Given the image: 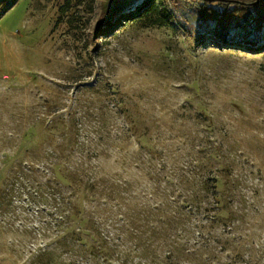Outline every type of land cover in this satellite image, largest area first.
I'll return each instance as SVG.
<instances>
[{"label": "rangeland", "instance_id": "rangeland-1", "mask_svg": "<svg viewBox=\"0 0 264 264\" xmlns=\"http://www.w3.org/2000/svg\"><path fill=\"white\" fill-rule=\"evenodd\" d=\"M104 1L17 0L0 18V133L34 125L17 145L37 146L36 157L18 155L39 162L66 142L62 127L78 125L94 153L86 174L124 184L130 207L198 192L213 175L237 212L227 227L205 228L219 238L212 261L264 264V47L194 36L172 0H115L108 26ZM150 5L162 24L140 14ZM258 36L263 44L264 29ZM75 188L92 208L88 188ZM50 233L33 204L14 197L0 209V264H34Z\"/></svg>", "mask_w": 264, "mask_h": 264}, {"label": "trees", "instance_id": "trees-1", "mask_svg": "<svg viewBox=\"0 0 264 264\" xmlns=\"http://www.w3.org/2000/svg\"><path fill=\"white\" fill-rule=\"evenodd\" d=\"M16 1L0 0V18ZM172 3L196 37L212 35L221 45L231 44L249 51L264 47V38L263 44H258V34L264 29V0H172ZM142 7L138 6L136 12ZM148 8L140 14L151 19L158 13L157 7ZM120 10L115 0H105L101 6L102 23L114 25L113 18ZM131 15L130 19L136 17L134 12ZM150 23L162 24L163 19L158 16ZM27 126L21 134L17 133L18 128L1 129L5 148L0 145V209L10 205L14 197L22 201L25 198L28 205L33 204L45 227L51 229L50 241L34 254V264L64 261L67 264H236L220 259L213 262L210 256L214 252L210 242L217 244L219 238H214L205 228L218 224L227 227L225 221L237 212L232 205L226 206L228 194L224 188L217 187L215 176L200 180V193L171 192L162 202L130 207L124 182L120 186L119 181L109 176L86 174L90 170L87 160L94 153L88 148V141L80 139L78 125H67V131L62 127L59 134L64 139L67 136L66 142L57 152L44 149L39 162H29L18 155L28 152L36 157L37 146L21 150L17 145L18 141L32 137L34 125ZM14 139L16 143H10ZM6 150L13 155L8 156ZM61 160L65 162L62 169ZM71 160L74 162L68 164ZM79 183L88 188V195H84L95 202L92 208L79 203L80 195L75 188ZM205 201L208 205L202 206L201 202ZM211 211V215L204 217Z\"/></svg>", "mask_w": 264, "mask_h": 264}]
</instances>
